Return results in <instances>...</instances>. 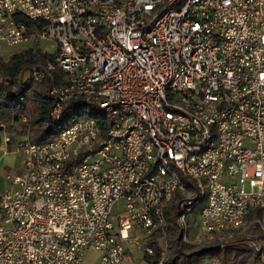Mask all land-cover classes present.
Listing matches in <instances>:
<instances>
[{"label": "built area", "instance_id": "built-area-1", "mask_svg": "<svg viewBox=\"0 0 264 264\" xmlns=\"http://www.w3.org/2000/svg\"><path fill=\"white\" fill-rule=\"evenodd\" d=\"M31 41L58 46L51 119L79 105L15 144L0 264H174L172 226L264 264V0H0V42Z\"/></svg>", "mask_w": 264, "mask_h": 264}, {"label": "trees", "instance_id": "trees-1", "mask_svg": "<svg viewBox=\"0 0 264 264\" xmlns=\"http://www.w3.org/2000/svg\"><path fill=\"white\" fill-rule=\"evenodd\" d=\"M52 55L43 52L39 48L15 54L5 63L0 55V119L12 118L21 121L29 113H34L36 121L32 124L40 127L35 139L45 142L58 135L62 127H65L67 118L78 109V102L71 101L67 105L60 121H54L50 117L53 98L50 95L52 81L45 77L41 82L33 78V72L40 63H45ZM21 79L16 82V79ZM1 131V129H0ZM34 137V136H33ZM172 249L174 264H199L205 257L220 258L221 264H258L247 243L237 242L227 245L223 249L214 247L203 248L183 244L177 235L179 230L171 227Z\"/></svg>", "mask_w": 264, "mask_h": 264}, {"label": "rangeland", "instance_id": "rangeland-1", "mask_svg": "<svg viewBox=\"0 0 264 264\" xmlns=\"http://www.w3.org/2000/svg\"><path fill=\"white\" fill-rule=\"evenodd\" d=\"M30 48H39L49 53H56L58 46L56 43L48 41H41L37 43L31 41L25 45L13 48L0 42V55L3 57L5 63H7L13 55L23 53ZM3 75L5 74L2 71L0 76ZM20 79L21 76L16 79V82H18ZM5 118L6 119H0V132H6V134H3L4 137H2L5 138L8 136L10 138V143L13 145V151L6 153L2 157L0 164V192H3V190L6 188L7 177L17 175L22 169L23 154L16 151L15 144L27 137H35L38 134L37 132L40 127H44L42 125L38 126V124H32L33 121H36V116L34 113H29L19 122L12 118ZM198 217V215H194L192 218L195 219ZM192 221L194 223V220ZM192 227L191 237L193 238L196 232V225ZM144 256L145 253L143 251L135 250L132 254H129L121 264H146ZM216 261L219 262L218 264H221L220 258L218 259L208 256L205 257L199 264H217ZM100 262V252L95 249H89L84 254L82 264H100Z\"/></svg>", "mask_w": 264, "mask_h": 264}, {"label": "crops", "instance_id": "crops-1", "mask_svg": "<svg viewBox=\"0 0 264 264\" xmlns=\"http://www.w3.org/2000/svg\"><path fill=\"white\" fill-rule=\"evenodd\" d=\"M3 134H6V132H0V164H1V161H2V157L6 153L13 151V145H12V143H9V144H6L5 143V139L8 138V136L5 137V138H3L4 137ZM13 140H14V138H13Z\"/></svg>", "mask_w": 264, "mask_h": 264}, {"label": "water", "instance_id": "water-1", "mask_svg": "<svg viewBox=\"0 0 264 264\" xmlns=\"http://www.w3.org/2000/svg\"><path fill=\"white\" fill-rule=\"evenodd\" d=\"M215 249H220L221 247L217 246V247H214Z\"/></svg>", "mask_w": 264, "mask_h": 264}]
</instances>
